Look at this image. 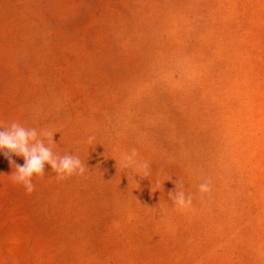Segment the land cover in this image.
Masks as SVG:
<instances>
[{
	"label": "rangeland",
	"instance_id": "1",
	"mask_svg": "<svg viewBox=\"0 0 264 264\" xmlns=\"http://www.w3.org/2000/svg\"><path fill=\"white\" fill-rule=\"evenodd\" d=\"M13 122L86 171L0 154V264H264V0H0Z\"/></svg>",
	"mask_w": 264,
	"mask_h": 264
},
{
	"label": "clouds",
	"instance_id": "2",
	"mask_svg": "<svg viewBox=\"0 0 264 264\" xmlns=\"http://www.w3.org/2000/svg\"><path fill=\"white\" fill-rule=\"evenodd\" d=\"M2 129L0 130V154H14L23 157L24 164L22 166L16 164L11 159L10 163L16 166L13 182L22 185L27 193L35 190L33 177L43 176L46 164L51 166V169L59 179L77 174L83 175L85 173L86 167L79 157L71 154L57 156L54 154L52 148L45 143V140L49 138L54 143V134H51L49 137V134L46 132L38 133L36 129H28L16 122L11 123L8 128L2 127ZM133 162L132 156L125 157L126 167L130 166ZM178 189L179 181H176L175 190L169 192L173 203L181 208L190 207L192 197L186 195L183 190ZM198 190L202 194H210L212 191L210 181L205 180L202 182Z\"/></svg>",
	"mask_w": 264,
	"mask_h": 264
}]
</instances>
